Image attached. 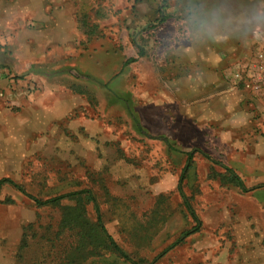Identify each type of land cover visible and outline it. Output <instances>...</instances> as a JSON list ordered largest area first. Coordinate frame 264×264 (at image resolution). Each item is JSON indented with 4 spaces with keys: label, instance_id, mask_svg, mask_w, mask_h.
<instances>
[{
    "label": "rangeland",
    "instance_id": "rangeland-1",
    "mask_svg": "<svg viewBox=\"0 0 264 264\" xmlns=\"http://www.w3.org/2000/svg\"><path fill=\"white\" fill-rule=\"evenodd\" d=\"M18 2L0 0L1 57L12 53L3 11L13 8L8 24L19 30L25 19L34 14L35 21L41 11L37 4L29 9ZM59 9L64 13L56 17L61 30L80 41L82 51L91 44L125 57L136 55L139 47L146 54L124 69L122 91L109 85L117 101L92 96L65 114L57 99L60 89L46 90V110L61 119L46 122L44 140H28L30 155L13 158L17 170L4 178L26 185L42 200L87 185L96 191L105 216L119 218L125 233L119 243L137 260L167 218L174 216L172 227L166 228L172 233L197 224L172 191L182 172L175 166L177 158L160 139L140 136L139 121L149 135L170 137L179 149L197 155V170L186 175L183 186L201 222L200 232L189 234L160 264H228L227 256L232 264H264V119L241 127L239 145L220 139L232 132V91H222L227 84H243L257 100L255 115L264 111V0H61L45 12L52 15ZM163 19L168 20L161 24ZM16 56L19 68L32 61L25 54ZM214 69L218 77L223 71V77L213 88L179 74L199 70L205 76ZM41 89L34 78L20 76L7 64L0 67V112L21 110L42 98ZM218 94L224 97L214 102ZM244 133H252V140L246 141ZM16 145L25 151L24 141ZM227 168L236 171L248 190L212 178L229 172ZM82 205L94 215L95 203L84 194L81 200L66 196L33 208L25 202L0 204V264H70L78 234L66 217ZM219 210L229 211L230 218H221ZM115 221L108 222L113 231ZM164 237L156 241L159 246L166 244ZM149 255L140 264H150Z\"/></svg>",
    "mask_w": 264,
    "mask_h": 264
},
{
    "label": "crops",
    "instance_id": "crops-1",
    "mask_svg": "<svg viewBox=\"0 0 264 264\" xmlns=\"http://www.w3.org/2000/svg\"><path fill=\"white\" fill-rule=\"evenodd\" d=\"M18 3L21 6H28L29 9L34 8V5L37 4L41 11L35 17L37 20L34 21L31 19L34 14L28 19H25V23L21 25V30H19L20 28L14 29L16 26H13L12 24L9 26L8 24L9 19L7 18V14L9 11L12 12L13 8L8 6V9L3 11L2 14H6L3 25V27L6 28L4 32L11 38L10 50L12 53L10 54L9 52L10 55L8 54V56L7 54L5 56L2 55L4 58L0 56V61H2L0 62L2 63L0 64V67H4L7 64L11 71H17L20 76L34 78L42 87L41 90L43 96L42 98L41 96H38L32 102L27 103V105L22 107L19 111L11 112L4 110V112H0V181L4 177H7L9 172L17 170L12 167L13 158L23 159V156L30 155L29 151H27L28 140H44L46 122L54 124L61 119L51 113L49 115L48 110H46L44 104L46 90L53 91L54 93L55 90L60 89L59 93L62 92V94H59L57 99L63 106L62 108L65 114L84 106L85 102H88V98L92 96L100 99V101L102 99L107 101L112 96V100L117 101L118 99H116V95L112 94L110 96V90L108 89L109 85L116 90L122 91L123 89L121 85L123 82L122 78L125 75L124 69L132 64V62H136L139 58L145 56H140L137 50L136 55L125 57L123 53L118 51L111 52L110 50L105 49L103 45L91 46V44H89V50L85 48V50L87 49V52L82 51L80 41L77 42L74 37H71V35L68 34L69 32L61 30V21L58 19H60L61 15L64 13L60 9L54 10L52 15L45 12V8L48 5L61 4V0H19ZM56 17L58 19H56ZM50 18H54L53 21ZM31 22H33V26H30ZM0 28H2V26H0ZM20 53L32 58V61H29L23 68H19L17 65L16 55ZM131 58H135V60L128 62ZM200 62L201 61H199V63ZM196 67H198V63H196ZM222 72L220 73V76L223 77ZM179 74L184 80L192 78L196 83H200L201 85L208 83V87L212 88L215 85L222 84V77H218V72H216L215 69L211 70L205 76L203 73H200L199 70L188 73L180 72ZM203 76L206 77V79H203ZM225 89H227L228 92L232 91V106L229 111L230 122H232V132L229 135L226 133L222 134L220 139L223 141H232V145H239V142L242 139L239 136L242 132L241 127H244L255 120H263L264 111L256 110L258 114L255 115L254 108L256 107L255 101L257 100L254 98L252 91L243 87V84L237 85L232 83V86L227 84L222 91H226ZM215 91L217 90L214 89L213 92L215 93ZM214 97V102H216V100L219 101L220 98H223L224 96L218 94ZM261 103V106L264 109V98ZM107 105L108 104L106 103L105 106ZM238 129L240 130L238 131ZM139 134L140 136L145 135L140 132ZM252 135V133H244L242 137L249 142L252 140ZM167 138L174 144L170 137ZM17 140H22L26 143L24 152L17 148ZM160 142L166 146V152H168L169 155L177 158L175 165L176 168L183 170L188 160L187 152L191 150L184 151L183 149H179L176 144H174L176 149H172L165 141L161 140ZM35 151L38 152L37 148ZM195 158H197L196 153L193 155V167L189 170L188 176L197 170ZM212 176L213 179L218 180L222 185H226V187L232 186L239 191L243 190L236 181L232 180L230 172L224 171L221 172L220 175ZM208 178H211L209 174ZM177 184L172 191L183 201ZM25 186L26 185H24L23 188ZM25 189L28 192V189ZM86 189H89L87 185ZM89 190H91L92 194L96 197V191H93L92 189ZM160 194L164 193L160 192L159 195ZM19 197L21 200L18 199ZM227 197H230V195ZM22 202L27 203L31 208H33L32 206L37 207L36 202L30 198V196L16 188L13 184L9 182L0 184V204ZM100 209L103 223L108 234L121 246L118 237L125 233L123 232L122 226H118L120 225L119 218L106 217L102 204H100ZM218 212L221 214V218H230L231 216L229 211L219 210ZM89 216L95 221L96 211L94 215L89 213ZM173 219L174 216L167 218L162 224V227L152 234L154 238L152 239L151 244L145 247L146 249L140 251L139 259L136 260L130 255L129 256L139 264L140 261L138 260L145 258L147 252H150L151 254V256L149 255L151 258V264H160L165 256L169 257L173 253V250H176L179 246L183 245L182 243L189 238L187 236L181 243L174 245V242H176L181 236L183 231L181 230L178 233L167 231L166 228L172 227ZM109 221H115V224L117 225L114 228L115 231L109 228ZM199 230L197 232H200ZM197 232H194V234ZM163 235H165L164 242L166 243H164V247L159 246L156 243V241H158ZM169 237L172 239H169ZM152 248H155L154 252ZM99 250L100 251L88 256L84 264H132L131 262L125 261L114 250ZM124 251L127 252L125 249ZM137 251L139 250L137 249ZM142 253H144V255H141ZM161 253L163 254L159 256ZM156 257H158L157 260L153 261ZM227 258L226 260L228 264H232Z\"/></svg>",
    "mask_w": 264,
    "mask_h": 264
},
{
    "label": "trees",
    "instance_id": "trees-1",
    "mask_svg": "<svg viewBox=\"0 0 264 264\" xmlns=\"http://www.w3.org/2000/svg\"><path fill=\"white\" fill-rule=\"evenodd\" d=\"M164 3H166V0H163ZM163 10V3H162V7ZM162 14H164V11H162ZM168 19H163L160 23H164L166 22ZM138 46V45H137ZM138 53L140 54V56H144L146 54L145 50L142 47L138 48ZM135 58H131L128 62L134 61ZM138 124V130L140 133L147 135L148 137H152L155 139H160L165 141L168 146L172 149H176V147L174 146V144L172 143L171 140H169L167 137H163V136H158V137H154L152 135H149V133H147L143 127H141V124L139 121H136ZM195 151H189L187 152L188 155V160L186 165L184 166L181 174H180V178H179V183L177 184L178 186V190L180 191V194L183 198V203L186 206L188 212L192 215V217L194 218L195 222H197V224L195 226H193L191 229H189L188 231H185L181 234V236L176 240V242H174V245L181 243L185 237H187L189 234H192L194 232H197L200 229L201 226V222L198 218V215L195 211V209L193 208L188 196L185 194V190H184V180L186 178V175L188 174L189 170L193 167V155H194ZM228 171L231 173V177L232 180L236 181L238 183V185L244 190H248V188L246 187V185H244V181L241 179V177L235 173L234 171H232V169L227 168ZM4 182H9L11 184H13L14 186H16V188H18L19 190H21L22 192L26 193L28 196H30V198H32L37 206H43L45 204H49V203H53L56 202L60 199H62L63 197H71V198H78L79 200H81V196L84 194L85 195V199H89L90 201H94L95 203V211H96V220L93 221L90 216H89V209L87 205H82L81 207H74L73 210L69 211V215L66 217V224H68L69 222L70 225L72 226V228H76V234H78V239L77 242H75V246H71L74 247L76 250L75 256H73L72 261L70 260V264H77V260L78 258L81 259V262L79 264H84L86 258H88V256L96 253L97 251H100L99 249H103V250H114L115 252H117L125 261L127 262H131L132 264H139L137 261H134L127 252L124 251V249L114 240V238L112 236H110L106 230V227L103 223V219H102V215H101V209H100V205L97 202V199L95 198V196L92 194L91 190L89 189H82V190H78V191H70L68 192V194H63V195H59V196H55L49 199H45L42 200L37 196L31 195L30 193H28L26 191L25 188H23L22 185H19L18 183H16L14 180L10 179V178H3L0 181L1 183ZM85 203H88L87 201H85ZM68 222V223H67ZM75 223V224H74ZM163 253H161L159 256H161ZM79 256V257H77ZM158 257H156L153 261L157 260ZM151 264V263H150Z\"/></svg>",
    "mask_w": 264,
    "mask_h": 264
},
{
    "label": "built area",
    "instance_id": "built-area-1",
    "mask_svg": "<svg viewBox=\"0 0 264 264\" xmlns=\"http://www.w3.org/2000/svg\"><path fill=\"white\" fill-rule=\"evenodd\" d=\"M262 57H263V55H262Z\"/></svg>",
    "mask_w": 264,
    "mask_h": 264
}]
</instances>
